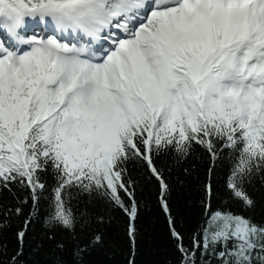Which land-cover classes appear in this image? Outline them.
<instances>
[{
	"label": "snow or ice",
	"instance_id": "snow-or-ice-1",
	"mask_svg": "<svg viewBox=\"0 0 264 264\" xmlns=\"http://www.w3.org/2000/svg\"><path fill=\"white\" fill-rule=\"evenodd\" d=\"M257 184L264 0H0V264H264Z\"/></svg>",
	"mask_w": 264,
	"mask_h": 264
},
{
	"label": "trees",
	"instance_id": "trees-1",
	"mask_svg": "<svg viewBox=\"0 0 264 264\" xmlns=\"http://www.w3.org/2000/svg\"><path fill=\"white\" fill-rule=\"evenodd\" d=\"M203 172V166H201V174ZM219 181H224L225 172H221L217 177ZM254 191L257 193L258 199H264L261 195L260 185L257 184ZM198 191L195 187L191 190V196L186 198L183 202L185 209L190 213L186 217L187 226L189 228L194 227L200 222L201 218L198 214ZM217 203H223V201H217ZM150 209H153V227L152 231L155 233L153 242L150 245L143 246V254L140 257L139 264H173L174 256L172 254L171 242L167 236V230L163 220L162 214H158L154 211V204L149 205ZM253 215L259 219L264 216V207L258 208ZM122 221L117 217L112 228L109 230L111 236V243L117 250V255L113 258L111 253L106 257H97L96 259L102 260L103 264H123V256L120 254L122 240ZM7 238H12V230L7 234Z\"/></svg>",
	"mask_w": 264,
	"mask_h": 264
}]
</instances>
